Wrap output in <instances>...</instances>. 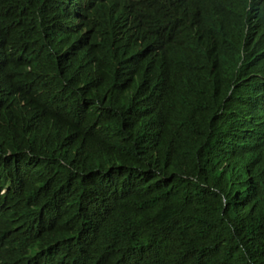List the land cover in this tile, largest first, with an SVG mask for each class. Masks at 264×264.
I'll use <instances>...</instances> for the list:
<instances>
[{
    "label": "trees",
    "instance_id": "16d2710c",
    "mask_svg": "<svg viewBox=\"0 0 264 264\" xmlns=\"http://www.w3.org/2000/svg\"><path fill=\"white\" fill-rule=\"evenodd\" d=\"M0 264H264V0H0Z\"/></svg>",
    "mask_w": 264,
    "mask_h": 264
}]
</instances>
